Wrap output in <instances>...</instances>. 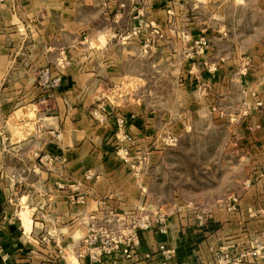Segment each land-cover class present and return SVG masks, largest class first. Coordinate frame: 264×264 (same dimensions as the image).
<instances>
[{"label": "rangeland", "instance_id": "1", "mask_svg": "<svg viewBox=\"0 0 264 264\" xmlns=\"http://www.w3.org/2000/svg\"><path fill=\"white\" fill-rule=\"evenodd\" d=\"M43 1L35 16L36 6L20 4H14L9 15L5 9L0 12V77L10 80V86L0 84V93L9 88L18 107L26 99L35 102L36 89L46 92L47 108L51 107L52 95L61 86L66 69L65 74L71 71V64L85 65L90 42L87 24L98 13L87 5L93 0ZM94 1H105L109 6L105 11H115L117 0ZM244 1L238 0V5L235 0L122 1L125 20L120 28L129 33L125 41L127 78L115 86L109 101L136 91L144 110L156 112L153 132L147 129L139 139L143 143L137 144L138 138L125 133L120 120L119 130L92 143L91 152L97 151L96 155L84 156L79 170L82 176H100V169L110 168L116 176H143L142 212L153 220L164 216L166 231L161 234L154 227L139 232L152 230L166 237L168 218L177 215L191 217L194 224H188L190 228L200 223L207 227L223 223V237H230L235 224L246 222V214L240 211L247 205L252 180L256 188H264L262 177L257 178L264 176V165L254 164L264 157V150L253 149L247 142L248 113L263 107L264 0ZM29 11L30 16L24 14ZM95 23L103 27V22ZM76 29L80 34L77 38L70 33ZM7 62L14 65L7 68ZM43 73L48 74L49 82L40 86ZM55 79L60 80L57 86ZM129 98L119 104H127ZM92 110L98 112L97 118L90 116ZM113 111L111 105L97 103L87 114L99 122ZM21 114L16 113L17 118ZM27 114L33 120V115ZM168 127H173L174 133ZM62 130L48 131V148L40 154L33 139L32 156L37 164L48 169L62 160L55 143L71 140L70 127L65 125ZM105 157L116 159L119 166L104 164ZM238 212L239 220L231 218V213ZM101 229L92 228L84 235L86 245H80L79 257L84 252L103 251L98 240L88 244ZM255 245L250 252L240 253L239 259L264 248ZM158 251L163 264H168L172 253L167 245ZM229 258L228 253L220 252L214 264H227Z\"/></svg>", "mask_w": 264, "mask_h": 264}, {"label": "crops", "instance_id": "2", "mask_svg": "<svg viewBox=\"0 0 264 264\" xmlns=\"http://www.w3.org/2000/svg\"><path fill=\"white\" fill-rule=\"evenodd\" d=\"M122 1H116L115 11H105L106 7L109 9L105 1L93 0L87 4L98 13L90 17L87 24L90 42L85 65L71 64L67 74L66 69L61 86L52 95L49 109L46 92L41 89L34 92L35 102L31 104L30 99H24L20 107L15 105V93L9 88L6 93L4 90L0 93V264H163L158 249L164 244L172 253L168 264H214L217 254L223 251L230 256L227 264H264V248L255 256L247 254L255 244L264 246V188H256L254 179L247 190V205L240 211L246 214V222L240 226L235 224L236 230L230 237H223V223L215 222L214 227L200 223L190 228L188 224H194L191 217L177 215L168 218V232L162 237L152 230L135 231L129 223L131 216L143 211V176H116L111 168L100 169V176H82L80 173L84 156L96 155L97 151L91 152L92 143L119 130L120 120L124 132L138 138L137 144L143 143L139 139L146 131L153 132L156 112L144 110L136 91L114 102L109 101L115 86L127 78L125 41L129 33L120 28L125 20ZM0 2V12L5 9L6 15L10 14L8 11L14 4H20L36 6L35 16L45 4L43 0ZM99 6L103 7L102 12L98 11ZM24 14L30 16L32 13ZM134 15L137 17L138 14ZM98 20L103 22V27L96 25ZM70 33L76 38L80 35L78 29ZM12 65L13 62H7V68ZM0 81V84L10 86L7 78L0 77ZM127 98V104H119ZM260 99L263 107L248 113L247 142L253 149L264 150V93ZM97 103L109 104L114 110L99 122L87 114ZM19 111L23 114L17 118ZM29 112L33 120L26 116ZM65 125L70 127L71 140L53 142L62 157L61 162H53L48 169L37 164L32 156L33 139L37 140L34 149L38 154L46 152L48 131H63ZM173 127H168V131L174 133ZM79 134L82 139L78 138ZM103 159L104 164H119L114 158ZM255 163L264 165V157ZM260 177L264 183V176H257ZM257 198L262 199L258 202ZM187 211L191 213V210ZM238 214L231 213V218L239 220ZM92 228L115 232L124 237L125 243L119 244L110 254L98 256L97 261L91 259L95 255L91 251L79 257L80 245H86L83 237ZM128 245V252L124 253ZM246 250L245 259H239V254Z\"/></svg>", "mask_w": 264, "mask_h": 264}, {"label": "built area", "instance_id": "3", "mask_svg": "<svg viewBox=\"0 0 264 264\" xmlns=\"http://www.w3.org/2000/svg\"><path fill=\"white\" fill-rule=\"evenodd\" d=\"M59 79L53 80L54 85H58ZM49 82L48 80V74L43 73L40 77L39 84L40 86H45ZM90 116L93 118H97L99 115L96 110L90 111ZM129 223L131 225V228L135 231H143V230H149L154 227H158V231L161 234H164L166 231V220L164 216H158L154 220L148 216L145 215L143 212L138 215H133L129 218ZM97 233L99 236L93 237V239L88 240V244H96L97 240L100 241L99 243L102 245V252H97L91 259L93 261H97V257L101 256L102 254H110L115 249H118L119 244H124L125 240L123 236H116L113 232H109L107 230H98ZM109 235H112L109 237ZM126 244H128L126 242ZM124 253L127 252L126 250L123 251ZM257 252H252V256H255Z\"/></svg>", "mask_w": 264, "mask_h": 264}]
</instances>
